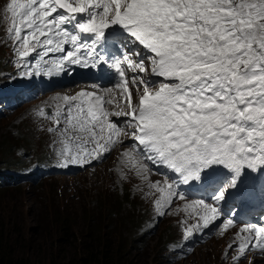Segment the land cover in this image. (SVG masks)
<instances>
[{"label":"snow or ice","instance_id":"obj_1","mask_svg":"<svg viewBox=\"0 0 264 264\" xmlns=\"http://www.w3.org/2000/svg\"><path fill=\"white\" fill-rule=\"evenodd\" d=\"M2 13L24 74L106 66L116 81L39 109L55 125L59 167L123 147L121 165L147 185L158 216L183 202L185 240L236 226L222 201L264 173V0H7ZM193 189L211 195L190 200ZM253 249L264 253V225H240L233 264Z\"/></svg>","mask_w":264,"mask_h":264},{"label":"rangeland","instance_id":"obj_2","mask_svg":"<svg viewBox=\"0 0 264 264\" xmlns=\"http://www.w3.org/2000/svg\"><path fill=\"white\" fill-rule=\"evenodd\" d=\"M6 2L0 0V16ZM6 26V21L0 19V59L10 63L12 44L5 32ZM17 63L15 56L13 70L17 73L10 78L12 85L22 92L32 87L35 98L14 99L13 105L0 112V143L9 140L16 145L15 148L12 146L9 159H20L25 165L46 154L53 143L52 135L46 131L55 125L47 116L40 117L39 109H50V114L54 113L57 104L61 103L60 98L64 96H74L81 91L96 92L113 84L99 87L96 84L74 83L75 89L74 86L63 85L66 77L62 73L28 76L24 73L30 69L18 68ZM4 68H9V64ZM52 81L56 82L50 84ZM113 95L119 103V93L114 92ZM108 107L112 109L111 105ZM52 134L57 139L59 151V137L55 132ZM123 139L127 144L130 137ZM116 149L71 173L65 170L66 167H59L58 155V171L50 168L46 180L34 184L22 181L7 184V188L0 187V223L4 226V235L16 238L15 247L19 254L31 261L46 264L50 257L65 259L76 256L82 246L88 244L98 246L99 252L106 249L111 260L120 264H233L236 253L229 252L227 247L239 226L264 225V216L254 222L242 220L236 209L227 207L222 201L225 220L234 219L236 226L223 232L222 225L217 222L185 240V225L182 222L188 217L181 210L183 202L177 200L167 215L158 216L153 207V197L147 195V185L120 163V153L125 149ZM122 168L127 179H121ZM2 177L13 180L11 176ZM150 179L155 182L163 178L153 174ZM186 195L190 200L210 196ZM57 215L69 217L71 230L67 236L56 233L54 219ZM140 217L142 222H138ZM130 222L134 224L130 226ZM193 222L189 220V223ZM94 232L102 237L100 242L93 243L90 236ZM178 243L183 245L182 251H175ZM250 261L264 264V253L253 249L247 253L242 264H249Z\"/></svg>","mask_w":264,"mask_h":264},{"label":"trees","instance_id":"obj_3","mask_svg":"<svg viewBox=\"0 0 264 264\" xmlns=\"http://www.w3.org/2000/svg\"><path fill=\"white\" fill-rule=\"evenodd\" d=\"M7 64L8 62L6 60L0 59V65L2 66L0 68V73L5 74L9 71L10 67L6 69L4 68ZM12 146L15 148L16 145H12L9 140L0 143V165H3L0 169L15 170L24 166V162H21L20 159H9ZM41 157L46 158L47 154H43ZM1 178L3 177L1 176ZM142 220V217H140L138 222H142ZM54 222L57 228L56 233H60L63 236H67V234H69V231L71 230L69 217L57 215L55 216ZM4 224L7 225L6 223ZM133 224L134 223L130 222V226ZM90 237L93 243L98 242V240L99 242L102 240V237L96 232H94ZM15 239L8 238L4 235V226H1L0 223V264H40L19 254L18 249L15 247ZM97 247L85 244L82 246L78 255L65 259H58L57 256L50 257L46 264H120V262H113L111 260L112 258L109 251L107 252L105 249L103 252H99Z\"/></svg>","mask_w":264,"mask_h":264},{"label":"bare ground","instance_id":"obj_4","mask_svg":"<svg viewBox=\"0 0 264 264\" xmlns=\"http://www.w3.org/2000/svg\"><path fill=\"white\" fill-rule=\"evenodd\" d=\"M83 90H85V89H83ZM116 118V117H115ZM40 127V126H39ZM128 139V138H127ZM10 149V148H9ZM125 149V148H124ZM117 150V149H116ZM7 151V150H6ZM13 154V153H12ZM79 168H81V166H79V167H74V166H72L68 171L69 172H74V170H77V169H79ZM158 180V179H157Z\"/></svg>","mask_w":264,"mask_h":264}]
</instances>
